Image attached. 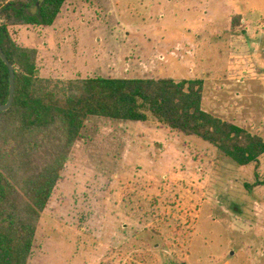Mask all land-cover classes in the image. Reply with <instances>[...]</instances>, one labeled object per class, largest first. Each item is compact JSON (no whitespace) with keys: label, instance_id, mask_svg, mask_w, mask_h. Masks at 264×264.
<instances>
[{"label":"rangeland","instance_id":"1","mask_svg":"<svg viewBox=\"0 0 264 264\" xmlns=\"http://www.w3.org/2000/svg\"><path fill=\"white\" fill-rule=\"evenodd\" d=\"M210 1L65 0L51 25L8 30L42 78H202L205 110L264 137V0L216 19ZM263 179L264 154L238 166L151 115L90 116L28 264H264Z\"/></svg>","mask_w":264,"mask_h":264},{"label":"trees","instance_id":"2","mask_svg":"<svg viewBox=\"0 0 264 264\" xmlns=\"http://www.w3.org/2000/svg\"><path fill=\"white\" fill-rule=\"evenodd\" d=\"M64 2L0 0V45L15 71L13 102L0 111V264H28L41 213L90 116L145 122L151 115L238 166L257 167L264 154L262 135L203 108L202 78L40 77L38 50L17 45L8 26H49ZM8 94L0 58V103Z\"/></svg>","mask_w":264,"mask_h":264},{"label":"water","instance_id":"3","mask_svg":"<svg viewBox=\"0 0 264 264\" xmlns=\"http://www.w3.org/2000/svg\"><path fill=\"white\" fill-rule=\"evenodd\" d=\"M0 58L5 63V65L8 67V70H9L8 99H7L6 103H4V104L0 103V111H4V110H7L13 102L14 90H15V71H14L13 65L9 62V60L5 56V53L3 52L1 45H0Z\"/></svg>","mask_w":264,"mask_h":264},{"label":"crops","instance_id":"4","mask_svg":"<svg viewBox=\"0 0 264 264\" xmlns=\"http://www.w3.org/2000/svg\"><path fill=\"white\" fill-rule=\"evenodd\" d=\"M228 6L230 7L228 10L231 9V11H233L234 13L242 15V17L245 18V16L243 14H241L240 12H238L235 5L231 4V2H229V0H211L209 2V18H211V19L217 18V14H216L215 10H218L219 12H222V13L224 12V14H223V15H225L224 17H227V12L225 10Z\"/></svg>","mask_w":264,"mask_h":264}]
</instances>
